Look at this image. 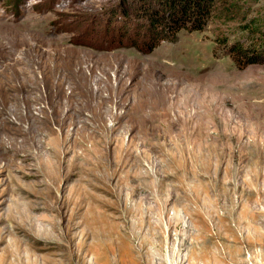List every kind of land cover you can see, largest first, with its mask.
<instances>
[{
  "label": "rangeland",
  "instance_id": "rangeland-1",
  "mask_svg": "<svg viewBox=\"0 0 264 264\" xmlns=\"http://www.w3.org/2000/svg\"><path fill=\"white\" fill-rule=\"evenodd\" d=\"M230 1L143 53V0H0V264H264V0Z\"/></svg>",
  "mask_w": 264,
  "mask_h": 264
},
{
  "label": "trees",
  "instance_id": "trees-1",
  "mask_svg": "<svg viewBox=\"0 0 264 264\" xmlns=\"http://www.w3.org/2000/svg\"><path fill=\"white\" fill-rule=\"evenodd\" d=\"M219 4L220 7H219ZM235 4L230 0H143L140 17L148 25L149 36L141 41L129 35L122 39L120 46H131L138 51L152 52L162 41H174L183 31H202L208 22L216 16L217 11L229 17L234 13ZM230 19H235L231 17ZM258 19L244 26V30L258 28ZM233 61L239 68L257 62L258 51L249 50L243 44L233 46Z\"/></svg>",
  "mask_w": 264,
  "mask_h": 264
}]
</instances>
